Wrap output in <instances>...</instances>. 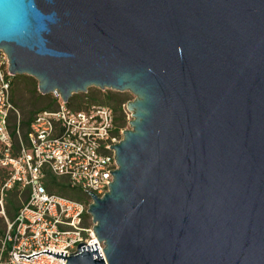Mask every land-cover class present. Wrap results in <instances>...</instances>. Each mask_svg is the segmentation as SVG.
Instances as JSON below:
<instances>
[{"label": "water", "instance_id": "95a60500", "mask_svg": "<svg viewBox=\"0 0 264 264\" xmlns=\"http://www.w3.org/2000/svg\"><path fill=\"white\" fill-rule=\"evenodd\" d=\"M12 76L130 92L118 169L67 264H264V0H0Z\"/></svg>", "mask_w": 264, "mask_h": 264}, {"label": "built area", "instance_id": "2783aa9c", "mask_svg": "<svg viewBox=\"0 0 264 264\" xmlns=\"http://www.w3.org/2000/svg\"><path fill=\"white\" fill-rule=\"evenodd\" d=\"M12 77L8 57L0 51V169H6L9 175L0 183V215L7 222L0 245V264H67V259L46 254L30 260L20 257L50 250L66 253L69 258L82 243L88 247L97 244L103 253L105 247L96 237L94 224L86 223L92 203L87 192L103 197L114 180L111 172L118 169L111 146L119 144L123 134L116 132L114 110L97 103L74 110L60 102L58 109L35 117L26 142L20 126L16 127L19 150L15 154L9 119L13 113L18 117L20 114L12 101ZM51 176L64 178L89 200L50 193L47 181ZM16 184L29 190V199L10 221L5 211V194Z\"/></svg>", "mask_w": 264, "mask_h": 264}, {"label": "trees", "instance_id": "16d2710c", "mask_svg": "<svg viewBox=\"0 0 264 264\" xmlns=\"http://www.w3.org/2000/svg\"><path fill=\"white\" fill-rule=\"evenodd\" d=\"M20 80H27L28 82L26 83L28 92H31V101L30 103L22 106L21 103L23 102V97H22V91H20V88L18 87V82ZM11 93H12V101L15 106V108L18 110V108H21L23 111V114L25 117L21 118L17 116V114L13 113L9 119V124H10V129L13 131V137H14V142H15V154L18 153L19 150V138L16 134V127L19 125L21 129V134L24 139V141H27L28 138V133L30 131V126L32 122L34 121L35 117L43 111L49 110V111H54L58 109L60 106V100L56 98V96H48V95H42L40 96L41 98H45L49 100L48 104L45 105L44 108L36 109V104L33 102L35 100V97L37 96V93L39 92L38 89V82L26 75H17L12 77V88H11ZM107 93L106 96L104 97L103 101H99L96 97L93 98V101L97 104H102L105 106H108L114 110L115 116H116V127L117 133H121L122 129L124 128L126 124L124 112H127L126 109V104L127 100L122 96V94L114 91L110 92H105ZM88 98V96L86 97ZM72 101H70L67 105L74 110H82L84 109L83 104H79L77 106L72 105ZM24 103V102H23ZM19 112V110H18ZM121 113L123 116L121 118L117 117L118 113ZM20 114V112H19ZM25 130V132H23ZM0 157H1V151H0ZM0 176L3 179L0 183L3 184L5 180L8 178V171L6 169H0ZM47 187L50 193H56L74 200L78 201H88L89 197L82 192V190L78 188H73L71 187L66 181L62 183L61 181H58V178L55 177H50L47 181ZM25 192L24 196V202L21 200V193L23 194ZM7 196V202H6V216L10 221H13L16 216L18 215L20 209L22 208L23 204L26 203L29 199V190H22L20 188L19 184L14 185V187L10 190H8L5 194ZM86 198V199H85ZM90 217V215L86 216V219ZM0 241L3 240L6 232H7V224H6V219H0Z\"/></svg>", "mask_w": 264, "mask_h": 264}, {"label": "rangeland", "instance_id": "374dc122", "mask_svg": "<svg viewBox=\"0 0 264 264\" xmlns=\"http://www.w3.org/2000/svg\"><path fill=\"white\" fill-rule=\"evenodd\" d=\"M27 82H28L27 80H20L18 82V87L20 88V91H22L21 93H22L23 102H24V103L23 102L21 103L22 106H24V104L28 105L31 101L32 94H31V92H28V88L26 85ZM110 91L111 90L103 91V90H100L97 88H90L88 90V93L76 94L71 98L70 101L73 100V102H72L73 106L83 104V106L85 108L88 104H94L95 103V101H93V98H95V97L99 101H103L104 97L107 94L105 92H110ZM118 93H120V92H118ZM120 94H122V96L127 100V103L129 101H133L135 99V96L130 92H124V93H120ZM40 96H42V94L40 92H38L37 96L35 97V100L33 101L36 104V109L44 108L45 105L48 104V102H49V100H47L45 98H41ZM48 96H55V95L49 94ZM87 96H88V98H86ZM59 100H60V102H62V100L60 98H59ZM27 102H28V104H27ZM18 110L20 112L21 118L25 119L26 116H24L22 109L18 108ZM122 116L123 115L120 112L117 114V117H119V118H121ZM124 116H125L126 124H125L124 128L122 129L121 134L124 130L131 128L130 122L133 120L132 113L129 112L128 110H127V112H124ZM23 132H25V130ZM122 138H123V136H122ZM1 177L2 176H0V182L3 180ZM58 181H61L62 183H64L66 180L64 178H61V179H58ZM24 194H25V192L23 194L22 193L20 194L22 202H24V196H23ZM6 202H7V196H5V209H6ZM1 218L5 220V218L2 215H0V219ZM86 223L88 225L93 223L91 216L86 219ZM0 224H2V223H0ZM6 224H7V222H6ZM1 241H0V245H1Z\"/></svg>", "mask_w": 264, "mask_h": 264}]
</instances>
